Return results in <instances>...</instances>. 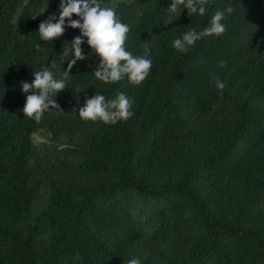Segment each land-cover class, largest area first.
Here are the masks:
<instances>
[{
	"label": "trees",
	"instance_id": "trees-1",
	"mask_svg": "<svg viewBox=\"0 0 264 264\" xmlns=\"http://www.w3.org/2000/svg\"><path fill=\"white\" fill-rule=\"evenodd\" d=\"M59 3L0 0V264H264V0H209L203 16L170 12L171 0H120L126 50L148 53V77L98 80L85 38L86 59L54 97L63 112L36 122L21 111L20 82L45 68L59 78L81 35L40 38ZM217 10L224 34L173 47ZM97 92L125 93L134 115L81 119Z\"/></svg>",
	"mask_w": 264,
	"mask_h": 264
},
{
	"label": "clouds",
	"instance_id": "clouds-1",
	"mask_svg": "<svg viewBox=\"0 0 264 264\" xmlns=\"http://www.w3.org/2000/svg\"><path fill=\"white\" fill-rule=\"evenodd\" d=\"M119 2L120 0H113L111 6L102 7L101 0H60L57 13L50 14L39 24L38 33L44 41H53L61 37L66 28L79 29L81 35L71 41L74 58L68 61L67 69L59 78L50 68H45L34 72V79L31 82H20L21 90L26 96L21 110L25 117L39 122L50 108L63 112L54 97L67 88L73 65L78 60L86 59L82 55L81 47L85 43V38L87 45L99 58V64L94 72L98 80L113 83L127 77L130 83L139 85L148 77L152 68V60L148 57V53L146 52L144 56H134L126 50L130 27L122 23L117 16L116 8ZM208 3L209 0H171L168 10L174 12L183 5V8L188 10V15L203 16L207 12ZM225 11L232 13L234 8L229 6ZM225 11L217 10L211 18L210 26L203 30L189 29L183 34L182 39L173 41V47L180 52H187L190 46L202 38L224 34L226 25L222 21L225 19ZM74 14L79 19L73 20ZM223 66L224 63L221 62V67ZM215 85L219 90H223L226 86L218 77L215 78ZM132 104L133 100L123 92L108 100L97 92L92 98H85L83 106L78 108L79 117L85 121L100 120L105 124H115L121 120L126 121L134 115L131 111ZM73 111L76 109L74 108ZM66 147L69 146L60 145L61 149ZM128 264H141V261L133 258Z\"/></svg>",
	"mask_w": 264,
	"mask_h": 264
},
{
	"label": "rangeland",
	"instance_id": "rangeland-1",
	"mask_svg": "<svg viewBox=\"0 0 264 264\" xmlns=\"http://www.w3.org/2000/svg\"><path fill=\"white\" fill-rule=\"evenodd\" d=\"M32 139H33V141L38 142V141H41L42 140V137L39 136V135H33L32 136Z\"/></svg>",
	"mask_w": 264,
	"mask_h": 264
}]
</instances>
